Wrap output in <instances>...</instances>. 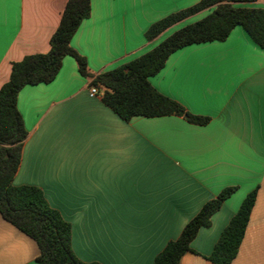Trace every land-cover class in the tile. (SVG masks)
<instances>
[{
	"label": "crops",
	"instance_id": "1",
	"mask_svg": "<svg viewBox=\"0 0 264 264\" xmlns=\"http://www.w3.org/2000/svg\"><path fill=\"white\" fill-rule=\"evenodd\" d=\"M66 1L0 0V88L12 63L48 51ZM198 1L90 0V16L70 45L91 74L115 69L206 16L202 11L146 40L152 23ZM244 6L264 8V0ZM149 83L209 122L124 121L102 103V89L89 95L70 56L52 82L23 87L17 109L27 137L13 185L39 188L70 225L74 255L100 264H153L203 204L234 187L179 261L212 264L205 257L256 190L230 264H264V50L237 26L224 41L175 51ZM37 256L35 242L0 216V264H38Z\"/></svg>",
	"mask_w": 264,
	"mask_h": 264
},
{
	"label": "trees",
	"instance_id": "2",
	"mask_svg": "<svg viewBox=\"0 0 264 264\" xmlns=\"http://www.w3.org/2000/svg\"><path fill=\"white\" fill-rule=\"evenodd\" d=\"M256 0H199L194 5L172 13L154 23L145 32L151 41L173 25L202 11L209 13L188 24L157 44L154 48L115 69L91 74L87 61L70 41L81 22L90 16V0H67L58 26L49 39L45 53L24 56L11 64L8 81L0 88V216L33 240L38 248V264H100L82 262L71 248L70 225L52 209L42 191L34 186L13 185L22 146L27 137L17 109V95L25 86L48 84L59 72L62 59L70 56L89 87L102 89L101 101L120 119L178 116L195 125H206L207 117L190 114L178 102L162 95L149 83L175 51L193 44L224 41L240 26L250 40L264 50V8H249ZM236 188L221 190L209 200L182 228L175 240L169 241L155 256L153 264H179L190 252V244L198 231L210 226V220ZM256 190L242 200L238 210L222 230L206 260L212 264H230L237 255L244 237Z\"/></svg>",
	"mask_w": 264,
	"mask_h": 264
},
{
	"label": "built area",
	"instance_id": "3",
	"mask_svg": "<svg viewBox=\"0 0 264 264\" xmlns=\"http://www.w3.org/2000/svg\"><path fill=\"white\" fill-rule=\"evenodd\" d=\"M97 94V90L95 87H90L89 89V95L90 96H95Z\"/></svg>",
	"mask_w": 264,
	"mask_h": 264
},
{
	"label": "rangeland",
	"instance_id": "4",
	"mask_svg": "<svg viewBox=\"0 0 264 264\" xmlns=\"http://www.w3.org/2000/svg\"><path fill=\"white\" fill-rule=\"evenodd\" d=\"M193 22H194V21H193ZM191 23H192V22H191ZM184 26H186V25H184ZM184 26H182V27H184ZM182 27H179V28L175 29V31L178 30V29H180V28H182ZM175 31H171L170 34H172V33L175 32ZM168 36H169V35H168Z\"/></svg>",
	"mask_w": 264,
	"mask_h": 264
}]
</instances>
